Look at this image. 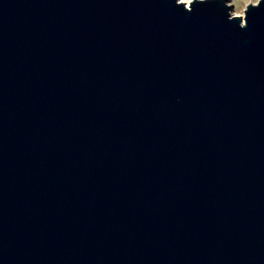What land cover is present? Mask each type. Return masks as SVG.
I'll list each match as a JSON object with an SVG mask.
<instances>
[{"label": "water", "instance_id": "water-1", "mask_svg": "<svg viewBox=\"0 0 264 264\" xmlns=\"http://www.w3.org/2000/svg\"><path fill=\"white\" fill-rule=\"evenodd\" d=\"M0 0V264H264V0Z\"/></svg>", "mask_w": 264, "mask_h": 264}, {"label": "rangeland", "instance_id": "rangeland-1", "mask_svg": "<svg viewBox=\"0 0 264 264\" xmlns=\"http://www.w3.org/2000/svg\"><path fill=\"white\" fill-rule=\"evenodd\" d=\"M258 0H248L247 2H243L242 7L241 8H237L234 0H225L223 5H225L228 8V14L230 17L234 16L235 14H243V18H244V11L247 7L248 4H256ZM237 12V13H236Z\"/></svg>", "mask_w": 264, "mask_h": 264}, {"label": "bare ground", "instance_id": "bare-ground-1", "mask_svg": "<svg viewBox=\"0 0 264 264\" xmlns=\"http://www.w3.org/2000/svg\"><path fill=\"white\" fill-rule=\"evenodd\" d=\"M198 1H206V0H198ZM247 1L248 0H234V2H235V4H236V6H237L238 9L242 7L243 2H247ZM259 1L260 0H258L256 4H251V5L256 6ZM176 2H177V4H184L183 6H185V8H187V9H189L190 8L189 7V5H190L189 3H192L193 0H176ZM244 16H245V12H244ZM232 17H239L241 19V25H244L245 19H243L242 12H241V14H238V15L235 14Z\"/></svg>", "mask_w": 264, "mask_h": 264}]
</instances>
